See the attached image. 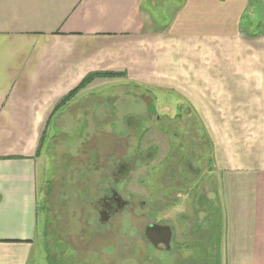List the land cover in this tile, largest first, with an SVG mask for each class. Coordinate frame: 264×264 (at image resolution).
<instances>
[{"label":"crops","instance_id":"crops-1","mask_svg":"<svg viewBox=\"0 0 264 264\" xmlns=\"http://www.w3.org/2000/svg\"><path fill=\"white\" fill-rule=\"evenodd\" d=\"M155 3L0 0V264L43 258L35 245L45 134L76 101L92 110L85 94L94 85L122 79L180 93L222 179L228 253L264 264V0H184L170 25L149 29ZM109 73L118 77H96L58 108L84 79Z\"/></svg>","mask_w":264,"mask_h":264},{"label":"rangeland","instance_id":"rangeland-1","mask_svg":"<svg viewBox=\"0 0 264 264\" xmlns=\"http://www.w3.org/2000/svg\"><path fill=\"white\" fill-rule=\"evenodd\" d=\"M156 1L151 11L155 22L150 20L149 29H162L170 25L174 14L178 13L184 5V0ZM248 23L247 21L245 25ZM98 86V84L93 86L94 90H98L85 94L91 97L88 105L95 111L87 110L84 102L76 101V107L62 115L63 123L55 126V131L50 129L47 132L40 151L37 165L39 229L35 245V251L43 257L39 264H250L247 258L233 261V256L228 253L231 242L227 233H229L230 218L233 216L223 197L225 191L222 179L220 180L219 173H216L214 163L211 161V143L203 128L197 125V116L189 109V116L185 119L188 121L191 119L190 122L194 127L189 128L190 137L187 140L192 143V148H195V159L190 162L199 171L200 184L204 186L199 191L205 194V198L213 197L214 194L209 193V190H212L213 182L216 185L218 220L216 221L215 256L209 258L206 255L208 245L204 244L200 246L203 250L200 252L198 250L199 257H201L199 259L195 253L197 251L195 240H190L183 235L188 229L184 223L185 219L193 215L190 207L194 204L191 195L180 188L177 189L175 187L177 185L173 186V190L171 189L168 195H161L159 184L153 179L156 171L160 169L166 171L168 158L173 151L169 133L167 131L154 132V129L158 127L160 129V126L154 124L153 121L151 124L154 126L151 127L154 131L148 132L142 143L139 144L137 138L133 139V132L127 131L130 135L126 133L127 136L122 140L119 138L116 144L119 148L124 146L131 155H134L135 148L141 145L143 160L147 161L133 169L124 184L126 187L124 197L133 202V205L128 210L118 213L119 215L113 217L108 224L102 225L98 220L95 221L99 225L93 222V217L89 216L90 213L87 211L90 207L88 203H90L89 197L92 193L84 194L85 196L80 195L76 184L82 181L81 177L73 176L75 168L83 165L81 153L91 151L95 146L96 154L106 155L112 147L114 136H112V131H103L105 125H125L135 122L134 117L138 114L143 115L149 104H156L157 113L161 118L174 121L172 127L168 129L170 132L177 130L178 126L182 130L186 129L180 110L184 108L186 112L188 111V106L180 98V93L172 89L167 91L164 87L134 84L124 79L119 82L105 83L100 88ZM92 92L96 93L91 94ZM140 92L147 94L140 95ZM101 93L104 98H101ZM79 105L83 107L80 108ZM96 117H99L104 125H97ZM199 136L204 137V147L198 155ZM151 148L158 149L159 153L156 157L153 153L149 158L148 155L153 152L150 151ZM99 164H94V166L98 167ZM95 175V179L87 183L97 186L99 178L97 174ZM163 178L165 184H168L169 180L166 177ZM193 191L195 193L196 190ZM140 202L144 203L141 207H139ZM207 207L208 204L205 203V208ZM139 209L141 214H138ZM232 212L234 214L233 210ZM155 213L157 215H154ZM205 215L207 218V213ZM152 222L171 224L176 230L177 239L172 244L174 249L171 255L157 253L148 247L144 248L146 246L144 230L147 224ZM128 226L135 233L134 237L122 234L125 231L124 227ZM232 230L240 229L234 230L233 228ZM125 241L129 242L125 243ZM133 241L136 242L138 248H131Z\"/></svg>","mask_w":264,"mask_h":264},{"label":"flooded vegetation","instance_id":"flooded-vegetation-1","mask_svg":"<svg viewBox=\"0 0 264 264\" xmlns=\"http://www.w3.org/2000/svg\"><path fill=\"white\" fill-rule=\"evenodd\" d=\"M141 94H147L145 92H140ZM147 109L145 110V113L143 115L138 114L136 117H134L135 122H131L125 125H119V124H107L105 125V129L103 131H112L113 143L112 147L106 152V155L99 156L96 154L95 146L93 149L85 151V153H81L83 165L81 167H76L74 170L73 176H76L82 180L80 183H77L76 181V188L79 189L80 195L92 193L94 196H99V198L93 200L92 202L88 203L90 205L89 209V216L93 217V220H98L100 224H108L110 220L113 219L116 215H119L118 213H121L125 210H128L131 205H133V202L126 199L125 196V183L129 179L128 176L131 175L133 169L137 168L140 165H143L147 163L146 160H143V154L141 153V145L140 147L135 148L134 155L129 154L128 151H126L125 147H116L117 141L120 138V140L124 139L126 137L127 131L133 132L134 136L133 139L138 140L139 144L142 143L143 138L147 135L148 132H156V133H162L164 131H167L169 133V138H171L172 143V149L170 156L168 158V167L165 169L166 171L160 169L159 171H156V174L154 173L153 179L158 182L159 184V191L161 195H168L171 192V189L173 190V186L177 187V189H182L183 191H186L188 194L191 195V199L193 201V206L190 205L193 215L192 217H187L185 219V224L187 226V232L183 234L190 240H195L194 244H197L198 247L207 244L208 246V254H206L209 258H212L216 254V244H215V234L217 233V208H216V185L215 182H213L211 185H213L212 190H209V193H213V197L205 198V194H201L199 189H203V184H200L201 180L199 179V174L195 167L192 165L190 161L192 159H195V148H192V143H190L189 140H187L190 137V127H194L191 123V119L188 121L187 116H189V113L186 112L184 108H182L180 111L182 120H184V127L186 129L182 130L179 126L176 127L177 130H171L170 129L174 123V121L170 119L161 118V116L157 113L158 109L156 107V104H149L147 105ZM95 110H93L94 112ZM92 112V113H93ZM186 112V113H185ZM97 125H104L102 121L100 122L99 117H96ZM154 122V124H157V126H160L158 128L152 129L151 126H154L151 124V122ZM198 125V124H197ZM200 127V126H199ZM104 128V126H103ZM102 128V129H103ZM175 129V128H174ZM129 132L127 133L128 135ZM130 132V133H131ZM204 137H198V142L200 143L198 146V155L203 151V142ZM99 147V146H98ZM102 147V145H101ZM194 147V144H193ZM103 148V147H102ZM116 148V149H114ZM104 149V148H103ZM158 149H152L148 156L150 158L151 155L156 157ZM175 150V151H174ZM138 152V154H136ZM105 153V149L104 152ZM153 157V156H152ZM80 158V157H79ZM77 159V161L79 160ZM81 163V162H80ZM99 164L98 167H95L94 164ZM187 165V166H186ZM98 175L97 180V186L89 182L91 179H95L94 177ZM163 177H166L168 181V184H165V180ZM152 179V180H153ZM161 179V181H160ZM78 180V179H77ZM199 180V185H198ZM163 181V182H162ZM162 183V185H161ZM94 185V186H93ZM198 185V186H197ZM171 187V188H170ZM154 188V187H152ZM156 190V188H154ZM193 190H196L195 193ZM193 191V192H192ZM127 203L125 206H123L124 203ZM205 203L208 204V207L205 208ZM143 202L139 203V207L143 206ZM140 209L138 211V214L140 213ZM205 213H207V218ZM154 215H157L156 213ZM91 220V218H89ZM88 219V222H90ZM157 224V223H150L147 224V226ZM160 225H168L171 227L172 230V240H171V248L170 250L166 249V246L164 244H160L156 248L154 246L153 249L157 253L164 254V255H171L173 250V243L177 239V233L174 229L173 225L166 224V223H158ZM157 224V225H158ZM146 226V227H147ZM145 227V229H146ZM144 236H145V230H144ZM146 237V236H145ZM147 239V238H146ZM147 241L150 243V241L147 239ZM151 244V243H150ZM152 245V244H151ZM197 255L199 256L200 253L198 252ZM198 259V258H197Z\"/></svg>","mask_w":264,"mask_h":264},{"label":"trees","instance_id":"trees-1","mask_svg":"<svg viewBox=\"0 0 264 264\" xmlns=\"http://www.w3.org/2000/svg\"><path fill=\"white\" fill-rule=\"evenodd\" d=\"M254 1V0H253ZM98 76H101V78L103 79V78H116V77H118V75H115V74H103V76H102V74L101 75H92V76H90V77H88L87 79H84V82L83 83H81V85L79 86V88H77L75 91H73L63 102H62V104L58 107L59 109L60 108H62L64 105H66L69 101H71L78 93H79V91H81L82 89H84V88H86L89 84H91V82H93V79H95L96 77H98ZM187 110H188V108H187ZM189 112V110L187 111V113ZM45 137H46V134H45ZM45 137L43 138V141H41V146H40V148H39V154H40V151H41V148H42V146H43V143H44V139H45ZM95 194V193H94ZM94 194L93 195H91L90 197H89V201L91 202V201H93V200H95V199H97V198H99V196H94ZM82 195H84V194H82ZM85 196V195H84ZM79 197V196H78ZM81 198H82V196H81ZM80 198V199H81ZM77 202H81V201H78L77 200ZM93 222L96 224V225H99L96 221H95V219L93 220ZM97 227V226H96ZM125 228V231H123V235L124 234H126V235H129L130 237H134V234L135 233H133V231L131 230V229H129V226L128 227H124ZM144 239H145V241H146V246H144V248H146V247H148V248H150V249H153V247H152V245L147 241V239H146V237L144 236ZM142 240H143V238H142ZM127 242H129V241H125V243H127ZM134 247H136V248H138V245L136 244V242L135 241H133V242H131V248L132 249H134ZM196 252L195 253H198V250H199V252L201 251V250H203V247H198L197 245H196ZM173 248V247H172ZM131 249V250H132ZM174 249V248H173ZM126 250H129V249H126ZM155 250V249H154ZM207 250V252L209 251V249L207 248L206 249ZM199 257V256H198ZM202 258H203V256H202ZM197 259V258H196ZM199 259H201V257H199Z\"/></svg>","mask_w":264,"mask_h":264},{"label":"water","instance_id":"water-1","mask_svg":"<svg viewBox=\"0 0 264 264\" xmlns=\"http://www.w3.org/2000/svg\"><path fill=\"white\" fill-rule=\"evenodd\" d=\"M127 203L125 202L123 206ZM172 230L168 225L152 224L146 227L145 236L155 248L164 244L166 249L170 250L172 240Z\"/></svg>","mask_w":264,"mask_h":264}]
</instances>
